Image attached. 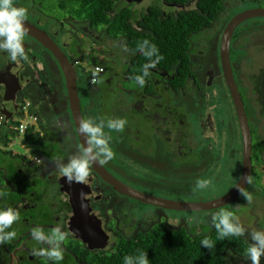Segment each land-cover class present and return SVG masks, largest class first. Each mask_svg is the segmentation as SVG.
Listing matches in <instances>:
<instances>
[{"label":"flooded vegetation","instance_id":"1","mask_svg":"<svg viewBox=\"0 0 264 264\" xmlns=\"http://www.w3.org/2000/svg\"><path fill=\"white\" fill-rule=\"evenodd\" d=\"M199 1L15 0L17 6L26 7L29 12L25 43L27 59L12 62L6 52L0 51V112L4 106L10 107L9 102L14 101L18 106L26 99L30 110L36 116L40 133L32 136L35 138V147L24 134L20 143L27 154H18L9 149V145L17 137L14 123L6 119L0 123V191L5 193L0 197V206H13L19 210L21 216L20 221L12 226L18 233L17 238L0 245V264H52L46 257L32 255L33 248L48 247L32 239L30 233L35 227L50 234L56 226H62L69 236L63 245L65 256L60 264H86V258H80L83 251H88L91 255L113 253L123 240H137L159 225L171 229L184 227L189 234L195 235L192 234V227L187 224L190 218L183 224L180 222L181 218L171 213L172 211L196 213L198 216L201 214L203 217L199 218L200 223L194 226V230L199 229L201 234L205 227L208 231L212 229L213 217L220 209L226 208L235 213L237 207L248 203L240 194L222 207L180 211L137 200L143 205L158 209H151L149 213L140 215L136 212L137 204L131 201L136 199L118 192L93 167L87 184H83L69 183L66 177H60L55 165L58 160L67 162L70 156L78 154L83 148L69 109L65 80L55 52L57 51L73 64L82 119H85L83 101L87 109L91 99V104L96 107L98 120H127L122 132L105 129L110 131L111 146L116 153L113 160L100 164L108 174L146 195L184 202L216 199L238 182L242 170V139L234 106L223 78L220 58L221 37L231 19L223 18L220 21L222 13L230 10L225 7L224 0H221V9L209 24L189 35L190 75H179V65L176 63L168 68L157 65L151 69L143 88L131 76L134 72L137 74V71L142 74L147 61H143L142 65L138 64L139 51L130 43L126 32L141 35L149 31V25L154 27L158 22L178 21L183 14L190 11L200 13ZM242 1L253 3L258 0H239L234 5L238 7ZM250 8L256 6L244 7L233 15ZM58 14L62 17L58 18ZM252 19L242 22L234 29L229 44V61L251 132L252 182L247 183L243 191L252 194L255 208L257 202L264 201L262 191L257 189L264 188V174L260 171L264 166V134H258V130H263L264 113L257 101V95L246 84L252 95L248 98L238 77L241 58H247L244 62L246 66L254 68L251 44L248 46L249 50L244 51L241 56V49L238 53L237 48H234L237 38L244 36L246 29L249 30ZM198 31L203 32L192 37ZM193 48L197 49V53H192ZM259 49L256 48L258 51ZM85 58L91 65L89 69L82 65ZM237 62L240 65L239 70ZM97 66L102 71L94 72L93 69ZM82 81L86 83L85 88H82ZM248 81L250 85V77ZM212 87L213 91L209 93L208 88ZM217 89L224 92L225 101L229 97V104L226 105L235 118L237 127L235 125L234 129H238L240 144L237 141V161L234 159L237 152L236 141L229 133L230 128L227 129L228 147L232 143L233 149L231 147L227 154L221 150L226 168L213 174L215 167L208 170L205 165L208 162L207 157L214 155L212 149L216 139L217 145L221 146V131L219 124L214 121L213 112L219 101ZM10 98L12 99L9 100ZM244 98H248V104ZM248 108L255 117V129L250 126ZM189 110L194 113V121L187 124ZM134 117L136 120L131 123L130 118ZM195 119L200 120L199 131L196 129L193 132ZM230 123L232 125V117ZM254 140L261 147H254ZM223 147L226 149V144ZM32 153L37 154L39 161L32 160ZM157 160L174 164L169 167L175 172L177 189L193 191L197 179H210L212 184L208 190L199 194L198 199L178 200L144 192L127 182L136 181L139 169L142 171L155 166ZM188 163V169H194L195 172L191 175L181 172ZM226 182L231 186L227 187ZM214 185L215 188L212 189ZM71 193L84 195L88 203V217L83 222L88 228L87 234L82 232L73 219ZM252 212V219H255L253 222L264 228V219H257L255 210ZM156 213L166 220V224L155 220ZM142 222L147 227L141 228ZM81 236L88 238L89 243L84 242ZM241 239L247 246L251 243L249 235ZM233 264L251 262L243 253L236 255V263ZM261 264H264V257H261Z\"/></svg>","mask_w":264,"mask_h":264},{"label":"clouds","instance_id":"2","mask_svg":"<svg viewBox=\"0 0 264 264\" xmlns=\"http://www.w3.org/2000/svg\"><path fill=\"white\" fill-rule=\"evenodd\" d=\"M28 16V9L17 6L15 0H0V51L6 52L12 62L18 59H27L25 43L28 33L26 25ZM138 50L147 58L142 74L134 77L136 83L143 88L146 83L145 78L150 76V70L156 68L164 57L159 53L158 47L147 39L139 43ZM97 71H102V69ZM126 124L127 120L123 118L98 120L89 117L81 120L79 133L84 136L86 146L84 145L78 154L70 156L67 162L63 160L55 162L60 177H66L69 183L87 184L95 164H107L116 156L111 146L110 131L122 132ZM105 129L110 131H105ZM35 158L33 154L32 160L35 161ZM251 182V178L248 176L247 183ZM211 184L210 179H197L193 191L202 193L208 190ZM239 190L245 200L251 204L252 194L243 191V188ZM4 195L5 193L0 191V197ZM20 219V212L17 208L10 205L0 206V245L10 243L17 238L18 233L12 226ZM213 221V226L218 233L217 239L243 237L246 233V228L240 222V218L226 208L220 209L214 215ZM198 223H200V219L197 216L187 220L189 226ZM30 234L38 244L48 245V247L33 248V256L46 257L52 264H60L64 260L65 248L63 245L68 239L69 233L65 232L62 226H56L50 234H46L40 227H35ZM250 237L251 243L244 250V254L251 264H261V257H264V230L252 231ZM201 246L212 249L215 245L209 238H204L201 240ZM123 264H150V260L145 251L136 255H125Z\"/></svg>","mask_w":264,"mask_h":264},{"label":"trees","instance_id":"3","mask_svg":"<svg viewBox=\"0 0 264 264\" xmlns=\"http://www.w3.org/2000/svg\"><path fill=\"white\" fill-rule=\"evenodd\" d=\"M221 7V0H200V13L190 11L183 14L178 21L158 22L154 27L149 25V31L141 35L136 32L128 33L125 29L123 31L137 50L139 43L145 39L154 43L164 57L158 65L168 68L178 63L177 73L185 77L191 73L188 56L189 35L209 24ZM139 55L138 64L142 65L147 58L140 51ZM136 75H140L139 71L137 74H131L133 80ZM254 76L252 81L250 79L252 83L249 87L257 95V101L264 113V68L259 69ZM213 223L214 221L211 230L208 231L205 227L203 233L196 235L189 234L184 227L171 229L159 225L137 240H123L113 253L91 255L88 251H83L80 258L85 257L88 264H123L125 255L146 251L150 264H233L232 257L243 254L247 244L241 237L217 239L218 233ZM191 231L193 233L194 230ZM204 238L212 240L215 246L212 249L201 246V240Z\"/></svg>","mask_w":264,"mask_h":264},{"label":"rangeland","instance_id":"4","mask_svg":"<svg viewBox=\"0 0 264 264\" xmlns=\"http://www.w3.org/2000/svg\"><path fill=\"white\" fill-rule=\"evenodd\" d=\"M237 1H239V0H224L225 7L227 6V8L230 10H226L222 13V15L220 16V21L223 18L224 19L226 18V20H227V18L230 19L237 10L243 9L244 7L256 6V7L264 8V0H258V1L253 2V3H251V2L246 3L245 1H242L238 7L236 5H234V3ZM231 8H233V11L231 10ZM57 17L61 18L62 15L58 14ZM250 22L252 23V25L249 26V30L246 29L244 36L242 35L241 37L237 38V40L234 43V48H237L238 53H239V50L241 49L240 56L242 55V53L244 51H247V49L249 50V48H248L249 44H251V46H252V47L250 46V48L253 50L252 51V56H253L252 62L254 64V68H253L254 70L251 69V67L249 68V66L247 67L246 64L244 63L247 60V58H241V64H242L241 66L238 64V62L236 65L238 70H239V66H240V72H239L238 77H239V81H242L240 83L242 85V88H244L245 94L248 98L252 97V95L250 94L251 93L250 89L248 87L249 86L248 79H249V77H250V79L255 77V76L252 77L250 75L255 74L256 73L255 70H259L261 68H264V18H253L252 20H250ZM200 32H203V31H200ZM200 32L199 31L196 32L195 34L192 35V37L197 36L198 33H200ZM257 47L260 48L259 51L256 50ZM196 51H197L196 48L192 49V53L195 54V53H197ZM244 55H245V53H244ZM82 65H84L88 69H89V67H91L87 58H85L83 60ZM120 79L123 80V77H120ZM124 84H125V82H123V85ZM81 85H82V88L86 87V83L83 81L81 82ZM245 87H246V89H245ZM208 91H209V93L212 92L213 87L208 88ZM242 92L244 94V91H242ZM216 93H217V97H218L219 101L217 102V108L213 112H214V121H215V123L219 124L220 131H221V132H219L220 133L221 146L217 145L218 139H216L215 143L213 145V149H212V151L214 152V155H211V156L209 155L207 157L208 162L205 165V167L206 166L208 167V170L215 167V168H213V170H214L213 174H216L217 172L221 171L223 168H226L223 165V158L224 157H222L221 150L226 151V154H227V151H229L231 149V147L233 149L232 143H230V146L228 147L229 143H228L227 139H229V138L227 137V131L226 130L229 128H230L229 133H230L231 137L235 139L234 141H236L237 152L234 156V159L238 161V156H239V154H238L239 145L237 143V141H238V129H234V127L236 125V121H235L234 116L231 113V110L226 105V104H229V97L227 96L226 101H225L224 100V92L221 91V89H217ZM248 98L247 99L244 98V100L246 99V101H247ZM23 101L27 102L26 99H24ZM247 104H248V101H247ZM83 105H84L83 107H84V118L85 119H87L89 117L98 119L96 107L93 104H91V99H90V103H89V106L87 109L85 108V101H83ZM251 105L249 102V106H251ZM181 113H182V111H181ZM248 113H249L250 126L253 129H255L256 120H255L253 113L249 110V108H248ZM187 117L189 118V120L186 119L187 124L189 122L193 123L194 113L192 110H189V112L187 113ZM231 117H232V125L230 123ZM135 120H136V117L130 118L131 123L135 122ZM25 121L30 122L31 119L27 116L25 118ZM199 121L200 120L195 119L196 126L193 127V132L196 129H197V131H199L198 130ZM263 124H264V119H263ZM236 127H237V125H236ZM258 134H261V135L264 134V126H263L262 131L258 130ZM217 136H219L218 133H217ZM212 137H213V134H212ZM20 139L21 138H19V137H15L14 141L9 145V149L12 152H15L18 154H27L26 149L20 143ZM27 139H28L29 143L35 144V138L34 137L30 136ZM147 143H148V139H147ZM223 144L224 145L226 144V149L223 147ZM254 147L259 148V147H261V145L259 144L258 141L254 140ZM32 154H34V153H32ZM217 158L219 159L218 162H217ZM157 161H158V163H156L155 166L149 167L146 170L143 169L142 171H140V169H139V171H138L139 174H137V177L135 179L136 181H127V180L126 181L130 185H132V186H134V187H136V188H138L144 192L163 196L165 198H172V199H178V200H180V199H182V200H194V199L200 198L199 197L200 193H198V192L190 191L189 189L180 190V189H177L175 187V182H176L175 172L172 171L173 169L169 167V165H174L173 163H171L169 161H164V160L163 161L157 160ZM153 162H155V161H153ZM163 162H165L166 164H164ZM116 164L120 165L119 162H116ZM133 166H136V164H133ZM188 167H189V163H188V165H186V167H183L181 172L183 174H190V175L192 173H195L194 169H192L193 171H190L188 169ZM260 171L262 172V174H264V166L262 167V169H260ZM258 177L261 178L262 175H258ZM225 185H227V187L231 186L227 182ZM259 185L260 184H258L257 186L259 187ZM214 188H215V185L212 186V189H214ZM257 189L262 191V193L264 195V188L261 187V188H257ZM118 196H120V195H118ZM131 201H133L134 203L137 204L136 205V210H137L136 212L140 215H145V214L149 213L151 211V209L158 210V209L153 208L151 206L143 205L140 202H138L137 200H131ZM252 202H251V204L247 203L246 205L243 204L242 206L237 207V210L234 213L235 215H237L240 218V220L242 221V222L241 221L240 222L246 228V233L244 235L245 238H247L248 235L250 236V233L252 231H256V230H260V229L264 230V228H261L260 226L256 225L254 223L255 221L253 222V220H255V219H252L253 218V212H252L253 210H255V216L257 219L258 218L264 219V201L257 202L255 205V208L253 207L254 203H252ZM166 212H168V211H166ZM171 213L176 215L178 218H181L180 222L183 224L185 223V221L188 218H191L193 216H197L198 218L203 217L201 214H200V216L196 215V213H176L175 211H172ZM182 216H185V217L183 218ZM251 219H252V221H251ZM155 220L165 222V224H166V220L163 219L162 216L157 215V213L155 214ZM194 226H195V224H193V226H191L192 230H194ZM140 227L145 228L147 226L142 222ZM200 232L201 231L199 229H197L196 231L194 230L192 234L195 233V235H196V234H199ZM231 260L234 263H236V256L232 257Z\"/></svg>","mask_w":264,"mask_h":264},{"label":"water","instance_id":"5","mask_svg":"<svg viewBox=\"0 0 264 264\" xmlns=\"http://www.w3.org/2000/svg\"><path fill=\"white\" fill-rule=\"evenodd\" d=\"M256 17H264V8L256 7L245 9L233 15L227 22L220 41V58L223 69V78L226 83V87L228 89L232 104L234 106L242 139V170L238 182L225 194L216 199L203 202H184L146 195L138 190L129 187L124 183H121L112 175L108 174L106 170L103 169V167L99 163H97L93 166V168L102 178H104V180L109 182L118 192L139 200L142 203L154 204L157 206H162L164 208L180 211L209 210L217 207H222L233 201L241 194L239 189L243 188L244 190L245 185L247 184V177L250 176L251 173V132L249 129L243 101L232 75V69L229 61V44L234 29L242 22ZM55 52L58 56V64L63 72L71 116L76 125L81 145L82 147H84V145L86 146L85 138L79 133V123L83 119L81 116L80 102L76 86V73L73 64L67 61L66 58L61 56L57 51ZM11 99L12 98H10L9 100ZM8 104L10 107L4 106L1 110V113L5 115L6 119H10L17 111V105L14 104V101L9 102ZM71 200L74 207L73 219H75V224L81 228L82 232L87 234L88 228L83 224V222L88 217L86 213L88 204L86 202V198L82 194L77 195L71 193ZM81 238L84 242L89 243L88 238H85L84 236H81Z\"/></svg>","mask_w":264,"mask_h":264},{"label":"built area","instance_id":"6","mask_svg":"<svg viewBox=\"0 0 264 264\" xmlns=\"http://www.w3.org/2000/svg\"><path fill=\"white\" fill-rule=\"evenodd\" d=\"M101 69V67H95L93 69L94 72H98L97 70ZM95 76L92 77L94 81ZM31 119L30 122L25 121L26 117ZM5 115L0 112V123L5 120ZM14 123L13 127L16 131L17 137L21 138L25 133L34 134L37 132V119L35 114L30 110L29 102L21 101L17 107L16 114L12 119H10ZM36 159V158H35Z\"/></svg>","mask_w":264,"mask_h":264},{"label":"crops","instance_id":"7","mask_svg":"<svg viewBox=\"0 0 264 264\" xmlns=\"http://www.w3.org/2000/svg\"><path fill=\"white\" fill-rule=\"evenodd\" d=\"M36 126H37V124H36ZM40 133V130H39V128H38V126H37V132L36 133H34V134H31V133H25L26 134V139L28 138V137H30V136H36L37 134H39ZM24 136V135H23ZM22 136V137H23ZM57 141V140H56ZM238 143L240 144V141H238ZM34 156L36 157V159H35V161H39V158H38V156H37V154L35 153L34 154Z\"/></svg>","mask_w":264,"mask_h":264}]
</instances>
